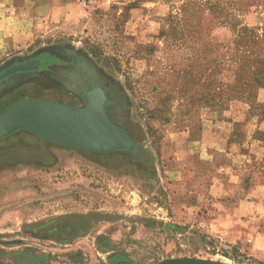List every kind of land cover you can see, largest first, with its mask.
Returning a JSON list of instances; mask_svg holds the SVG:
<instances>
[{
    "label": "rangeland",
    "instance_id": "1",
    "mask_svg": "<svg viewBox=\"0 0 264 264\" xmlns=\"http://www.w3.org/2000/svg\"><path fill=\"white\" fill-rule=\"evenodd\" d=\"M23 17L0 13V71L47 52L88 58L139 152L24 131L1 143L0 264H264V89L250 83L264 66L248 58L264 63V0H43ZM70 80L5 88L0 115L22 99L83 107Z\"/></svg>",
    "mask_w": 264,
    "mask_h": 264
},
{
    "label": "water",
    "instance_id": "2",
    "mask_svg": "<svg viewBox=\"0 0 264 264\" xmlns=\"http://www.w3.org/2000/svg\"><path fill=\"white\" fill-rule=\"evenodd\" d=\"M33 67L19 64L0 71V83L9 76L29 71ZM102 95V102L96 101L95 94ZM108 97L101 89L87 94L83 107L22 100L0 115V141L10 135L27 131L48 142L93 153L128 151L137 154L136 142L120 127L114 125L106 114ZM157 264H233L223 261L196 257L167 259Z\"/></svg>",
    "mask_w": 264,
    "mask_h": 264
},
{
    "label": "flooded vegetation",
    "instance_id": "3",
    "mask_svg": "<svg viewBox=\"0 0 264 264\" xmlns=\"http://www.w3.org/2000/svg\"><path fill=\"white\" fill-rule=\"evenodd\" d=\"M29 61H33V62L37 61L38 65L29 66V67H33V69L29 71L17 72L9 76L8 78L4 79L0 83V91L4 90L5 88H9L10 86L12 87L16 86L20 83L24 84V83H29L30 81L41 83L43 82V80L48 81V82H53L55 84L64 86L66 88L67 87L66 81L68 79H71L70 82L71 81L74 82L75 90L77 92L76 94H78V95L75 94L76 98H79L81 101L83 100V102L85 101V103L87 101V94L89 93V91L94 90V89H101L105 91L108 97V101L106 104V109H107L106 114L108 115L109 120L114 125L122 128L121 126L116 124V122L113 119L114 116H117L120 114L121 98L120 96L109 95L108 89L105 84V79L103 78L100 71L96 68V66H94V64H92V62H90L88 58L82 56L81 54H75L71 49H68L67 51L62 50L59 53L47 52L43 54H37L25 61L17 62L13 64L11 67L15 65H19V64H24ZM78 63H83L84 68L81 69L80 75L77 74L73 78L74 73L79 70L78 65H77ZM54 66H65L69 69V71L67 70L68 73L65 75L63 73H53L52 68ZM20 75H23L22 78L19 80H16V77ZM22 100H25V99H22ZM34 100H40V99H34ZM40 101L49 102L46 100H40ZM50 103H53V102H50ZM20 132L22 131L16 132L10 135L9 137L3 139L2 141H0V144L6 140L12 139L13 137H15L16 134ZM24 132H27V131H24ZM32 135L35 136L36 139H38V141H40L41 143L53 144L51 142L38 138L34 134ZM8 144L11 146H14L13 144L15 143L8 142Z\"/></svg>",
    "mask_w": 264,
    "mask_h": 264
},
{
    "label": "trees",
    "instance_id": "4",
    "mask_svg": "<svg viewBox=\"0 0 264 264\" xmlns=\"http://www.w3.org/2000/svg\"><path fill=\"white\" fill-rule=\"evenodd\" d=\"M234 23L235 22H238V18L236 17H233V20ZM236 31H237V34L238 36H240V38L242 39H254L256 35V31L246 25H243V24H239L237 23V26L234 28ZM255 54H250L248 56V58L251 60V62H249V65L250 64H254V65H257L258 68H261V66H264V63L262 60H259V55L258 56H254ZM250 69L252 70V74L254 75L253 79H252V82H250L253 85H255V87H258V88H263L264 89V70H263V73L259 74L258 72V69L257 68H252L250 67ZM244 86V84H243ZM238 94H243L245 96H247L248 98V101H251L255 94H254V88L250 87V86H247L245 84V87L243 89H238L236 91Z\"/></svg>",
    "mask_w": 264,
    "mask_h": 264
},
{
    "label": "crops",
    "instance_id": "5",
    "mask_svg": "<svg viewBox=\"0 0 264 264\" xmlns=\"http://www.w3.org/2000/svg\"><path fill=\"white\" fill-rule=\"evenodd\" d=\"M64 3L67 1L62 0ZM43 0H4L0 5V13H15L19 14L22 18H32L35 12H38ZM17 18V17H16ZM20 21V17H18Z\"/></svg>",
    "mask_w": 264,
    "mask_h": 264
},
{
    "label": "bare ground",
    "instance_id": "6",
    "mask_svg": "<svg viewBox=\"0 0 264 264\" xmlns=\"http://www.w3.org/2000/svg\"><path fill=\"white\" fill-rule=\"evenodd\" d=\"M21 65V64H20ZM27 65V64H26ZM15 66H17V65H15ZM14 67V66H13ZM28 67V66H27ZM104 92V91H103ZM106 96V95H105ZM95 99H96V101L98 102V103H101L102 102V95L100 94V93H96L95 94V97H94ZM108 117V116H107ZM109 119V118H108Z\"/></svg>",
    "mask_w": 264,
    "mask_h": 264
}]
</instances>
